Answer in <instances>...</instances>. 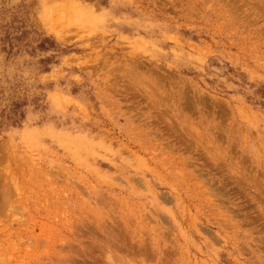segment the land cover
I'll use <instances>...</instances> for the list:
<instances>
[{"label": "rangeland", "instance_id": "obj_1", "mask_svg": "<svg viewBox=\"0 0 264 264\" xmlns=\"http://www.w3.org/2000/svg\"><path fill=\"white\" fill-rule=\"evenodd\" d=\"M0 264H264V0H0Z\"/></svg>", "mask_w": 264, "mask_h": 264}]
</instances>
